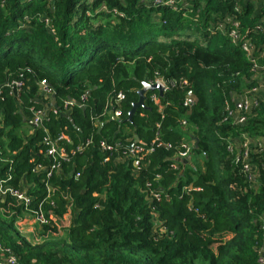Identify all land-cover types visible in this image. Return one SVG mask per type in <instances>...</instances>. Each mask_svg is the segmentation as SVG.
<instances>
[{
  "label": "trees",
  "instance_id": "16d2710c",
  "mask_svg": "<svg viewBox=\"0 0 264 264\" xmlns=\"http://www.w3.org/2000/svg\"><path fill=\"white\" fill-rule=\"evenodd\" d=\"M188 1L190 8L178 4L176 11L142 0H0V183L11 176L6 185L28 186L32 199L25 206L0 194V243L20 264H259L264 153L253 155L254 188L227 147L242 135L264 138V102L245 126L224 120L225 104L256 85L241 48L207 31L235 14V1ZM258 2L257 15L247 2L239 18L243 34L262 45L264 38L253 33L254 16L264 15ZM157 76L178 86L147 92L130 119L139 92ZM13 81L22 88L7 86ZM42 82L63 113L52 111L38 127L29 120L32 108L49 101L41 96ZM189 96L195 102L185 107ZM68 100L75 105L65 111ZM47 136L68 138L61 142L68 160L50 177L37 172L53 163L45 156ZM136 138L146 149L155 144L140 157L137 174L125 156ZM192 140L191 164L178 162V148ZM148 183L162 192L160 201L148 197ZM40 208L52 225L42 227L43 240L36 242L21 234L18 222ZM154 213L166 229L160 237ZM62 226L66 236L52 237Z\"/></svg>",
  "mask_w": 264,
  "mask_h": 264
},
{
  "label": "built area",
  "instance_id": "2783aa9c",
  "mask_svg": "<svg viewBox=\"0 0 264 264\" xmlns=\"http://www.w3.org/2000/svg\"><path fill=\"white\" fill-rule=\"evenodd\" d=\"M235 1L234 9L235 14L233 15H227L224 16L220 21H217L216 23H211V25L208 27L207 31L209 33L214 32H220L221 34L228 37L231 44L234 46H239L241 50L246 55L247 60L252 64V72L254 73L253 81L256 83L254 88L246 90L242 95H234L232 98V104L226 103L224 106V120H229L232 125L241 127L245 126L248 122V119L254 115L256 109L261 104V94H264V83L258 82V77L260 76L261 82H264V77L259 74H264V64H260L259 61L264 59V44L257 45L254 42V39L252 37H246L245 34H243L242 31V24L241 20L239 18V15L242 14V5L247 4L250 0H232ZM254 1V0H253ZM259 1V0H255ZM142 2L148 6H155V7H170L173 10L178 11L179 6L181 5V10L190 8V3L188 0H142ZM180 10V11H181ZM256 17V21L254 23V36L264 38V15L263 16H254ZM23 75H20L19 79H21ZM151 85L158 84L162 88V92H168L171 89H174L178 86V82L174 80H167L164 79L161 76H157L155 81L150 82ZM183 84H186V81H183ZM7 86L11 88H16L20 90L23 86L22 81H13L11 84H8ZM41 87V96L46 97L49 99L48 102H44L43 109H35L32 108L31 111L33 113V117L30 120V123H32L35 126L43 127L44 121L48 119L50 116V113L53 111V113L56 115L58 112L63 113L62 108L57 107L56 104L53 105L52 102L54 101L52 96L54 95L53 91L48 88L46 82H42L40 84ZM1 94V93H0ZM123 99V95L119 94L117 96V102ZM51 100V101H50ZM85 97L82 98V101H85ZM152 100L158 103V97L157 95L152 96ZM2 101L1 95H0V102ZM195 102V99L192 97H188L184 103L185 107H190ZM73 101H66L64 104V109L69 110L74 107ZM81 107H84V105L81 103ZM80 107V108H81ZM60 108V109H59ZM121 116V110H114V117L119 118ZM3 118V111L0 107V119ZM102 123L97 124V127H102ZM182 125L185 126L186 122H182ZM243 136V135H242ZM249 136V135H248ZM68 138L61 136L55 140H53L50 136H47L44 139L45 145L48 146L47 152L45 156L47 158H50L53 163L51 168H45V167H38L37 172H49V177L55 173L61 172V161H67L69 154H67V149L61 145L62 141H67ZM232 139H229L228 141V151L229 153L235 158V161L237 164H239L242 167V171L246 174L248 177V180L252 184L254 188H258L259 186V167L256 163L253 162V155L254 154H261L264 153L263 149L260 148L259 151H254L256 148H252V146L248 143H244L240 147H236L231 142ZM89 143V142H88ZM195 146L194 143H191L189 141H184L180 147L177 150L175 159L180 163H185L188 161V159L191 156V151L193 147ZM102 147L104 149H112L111 147H107L104 143L102 144ZM158 147H165L168 150L172 149L171 144H163L159 143ZM84 149V148H83ZM81 149H77V151H80ZM155 150V144L151 145L149 149H146V147L139 141L134 140L132 145L130 146V151L126 153V157H129L134 160V172L137 174L140 170V157L143 155H147L150 153H153ZM74 151H71V155L73 156ZM123 157H118L116 159L117 163H123L124 162ZM172 169L178 171L179 166L175 163L172 165ZM77 178L79 175L76 176ZM11 180V176L8 177L7 181L0 183V194L2 197H7L10 195L15 202L24 204L25 206H30L32 199L27 196L25 190H18L14 189L11 186L6 185L8 181ZM161 180L160 176H157V181L159 182ZM190 189V188H189ZM147 194L148 197L151 199L160 201L162 199V192L157 188L153 189L152 184H147ZM30 217V216H28ZM32 218H35L37 221V224L40 228L43 226H49L52 225L51 221L52 218L48 219L41 208L34 212L32 215ZM23 220V219H22ZM153 224H154V236L160 237L161 235L166 233V229L162 226V223L158 220V214L154 213L153 218ZM263 222V232H264V219L262 218ZM67 226V225H65ZM64 226V227H65ZM61 227H59L60 229ZM49 234V233H48ZM48 234L45 236L47 238ZM36 239V242H41L43 240V236L38 238L37 235L34 237ZM259 264H264V235H263V245L259 248ZM0 264H20L18 260L15 258L12 251L5 247L3 244L0 243Z\"/></svg>",
  "mask_w": 264,
  "mask_h": 264
},
{
  "label": "rangeland",
  "instance_id": "374dc122",
  "mask_svg": "<svg viewBox=\"0 0 264 264\" xmlns=\"http://www.w3.org/2000/svg\"><path fill=\"white\" fill-rule=\"evenodd\" d=\"M262 3L264 4V0H262ZM201 10H203L202 7H201ZM254 11H255L254 14L257 15V13L259 12V9L255 8ZM259 75H262L264 77V74H259ZM257 79H258L259 83H264V82H261L260 76ZM261 101L264 102V98L262 96H261ZM27 187L28 186H25L24 190L25 189L27 190ZM18 229L21 232V234L23 236H25L27 239H33L34 235H37L38 238L43 236L42 228H40L38 226L37 221L35 220V218H32L31 216L19 221L18 222ZM66 230H67V228L66 227L63 228V226H62L60 229H57L55 231L56 233L52 237H54L55 239H58V240L62 239V238H64L66 236ZM35 241H36V239H35Z\"/></svg>",
  "mask_w": 264,
  "mask_h": 264
},
{
  "label": "crops",
  "instance_id": "0c3cea01",
  "mask_svg": "<svg viewBox=\"0 0 264 264\" xmlns=\"http://www.w3.org/2000/svg\"><path fill=\"white\" fill-rule=\"evenodd\" d=\"M249 2H251V4H254L255 8L259 9L261 2L259 3L255 0L254 1L250 0ZM261 96L264 98V94H261ZM191 142L194 143L193 140ZM231 142L236 147H240L244 143H248L252 146L253 149L256 148L254 151H259L260 148H262L264 151V138H262V137H250L248 135H243L240 137L232 138ZM187 163L191 164L190 158L188 159ZM26 218H28V217H26ZM263 219H264V217H263Z\"/></svg>",
  "mask_w": 264,
  "mask_h": 264
},
{
  "label": "water",
  "instance_id": "95a60500",
  "mask_svg": "<svg viewBox=\"0 0 264 264\" xmlns=\"http://www.w3.org/2000/svg\"><path fill=\"white\" fill-rule=\"evenodd\" d=\"M149 91H159L161 94L163 93V92H162V88H161L158 84H155V85H151L150 83L145 84L143 90H141V91L139 92L140 99H139L138 103L135 104V105L133 106V108H132V110H131V112H130V119L135 115L136 111H137L140 107H142V106L144 105V102H145V94H146L147 92H149ZM52 98H53V100H54V101L52 102V104L55 105V103H56V96L53 95ZM76 104H77L79 107H81V103H76ZM59 109H60V108H59ZM81 109H82L83 111L85 110L84 107H81ZM98 132H99V133L101 132V128L99 129ZM136 140H139V139L136 138ZM195 145H196V144H195Z\"/></svg>",
  "mask_w": 264,
  "mask_h": 264
}]
</instances>
